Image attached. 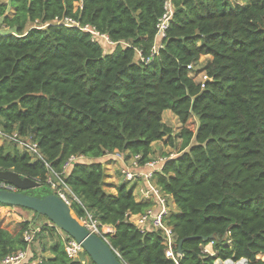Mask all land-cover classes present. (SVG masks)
<instances>
[{
    "label": "trees",
    "instance_id": "trees-1",
    "mask_svg": "<svg viewBox=\"0 0 264 264\" xmlns=\"http://www.w3.org/2000/svg\"><path fill=\"white\" fill-rule=\"evenodd\" d=\"M75 1H0V19L9 29L0 32L3 129L38 142L80 200L70 203L78 219L89 207L113 227L105 237L122 264H264V0L240 7L230 0H171L159 47L164 0H80L74 10ZM66 16L94 26L114 44L52 23ZM138 51L149 61H140ZM203 55L211 57L195 69ZM200 71L208 76L203 87L193 78ZM165 110L177 117L178 133L163 121ZM165 136L170 146L179 142L178 153L154 177L177 209L165 219L176 244L184 239L181 254L175 247L177 262L159 231H140L127 219L150 203L137 201L125 185L116 194L104 189L105 155L139 154L144 165L152 143ZM71 155L77 159L64 175ZM0 169L37 180L40 187L28 194L51 192L44 162L9 141L0 144ZM49 222L42 231L53 234ZM31 223L24 221L14 234L0 227V260L27 247L23 231ZM209 244L212 253L205 250ZM45 250L48 255L23 264H95L90 257L69 258L60 238Z\"/></svg>",
    "mask_w": 264,
    "mask_h": 264
},
{
    "label": "built area",
    "instance_id": "built-area-1",
    "mask_svg": "<svg viewBox=\"0 0 264 264\" xmlns=\"http://www.w3.org/2000/svg\"><path fill=\"white\" fill-rule=\"evenodd\" d=\"M80 0L76 1L78 5H80ZM77 8V7H76ZM173 14V6L171 0H164V12L162 16L158 20L157 24V33L155 37V44L158 43V47L160 46L159 38L163 37L165 34V30L169 24V20L171 19ZM52 23L62 24L65 26H73L77 27L79 30L86 31L91 35L92 40H103L106 44L111 45L114 44L108 36L104 33H100L94 26L89 24L82 25L79 21H77L73 17H62L55 18ZM158 47L155 45L152 48L151 55L157 53ZM139 60L142 62H148L150 57H143L138 51ZM189 70H193V65H188ZM198 73V72H197ZM198 75L202 76V80L199 81L201 83V87L204 86V81L208 79L207 74L204 71H200ZM0 138L5 139L15 146H21L33 159L43 161L44 164L49 169V174H52L54 180L46 179V183L51 186V190L60 197L63 201H65L68 205L72 201H77L81 203L80 200L76 197V195L70 190L67 183L64 180V177L61 173L54 171L49 163L45 160L43 154L41 153L38 142L31 137L21 136L17 130L15 129L11 132H7L0 125ZM114 158H119L124 161V164L119 168L121 175L124 176L126 181H139L143 180L146 189L144 191L145 198L149 199L153 202V205H150L145 211L141 213H130L126 214L128 221L132 222L140 231H146L148 229H152L155 231H159L163 240V244L167 248V252L169 256L177 262V258L175 256V247L177 246L175 242L174 232L172 230V226L167 224L166 217L169 214L168 203H167V194H165L159 186L154 182L155 177L154 173L159 171L167 158H171L170 156H161L158 159H151L147 161L144 165L139 163L140 155H127L122 151L114 150L112 153ZM77 159V156L71 155L63 164V170L71 165L73 161ZM127 160V161H126ZM146 167V168H141ZM64 172V171H63ZM35 180V179H34ZM37 181V180H36ZM49 181V183H48ZM57 183V184H56ZM0 189H6L11 191H17V187L8 183L5 180L0 179ZM83 219V225L87 227L91 232L103 237L106 239L105 234H111L113 231V227L109 225L101 224L97 218H95L89 212H86V216ZM54 225V224H53ZM55 226V225H54ZM56 227V226H55ZM57 228V227H56ZM58 229V228H57ZM34 233V229L31 227L25 229L23 231V239L27 243V247L22 250H17L5 256L0 260V264H23L29 258L30 252V244L33 242V236L31 233ZM62 232V231H61ZM60 232L61 240L63 242L64 250L67 256L71 259H79L83 254V247L81 244L70 236H63ZM117 253V252H116ZM118 254V253H117ZM179 254V253H178ZM228 263L226 264H246V260H231L227 259ZM227 262L226 260H224ZM225 264V263H223Z\"/></svg>",
    "mask_w": 264,
    "mask_h": 264
},
{
    "label": "water",
    "instance_id": "water-1",
    "mask_svg": "<svg viewBox=\"0 0 264 264\" xmlns=\"http://www.w3.org/2000/svg\"><path fill=\"white\" fill-rule=\"evenodd\" d=\"M0 179L17 187V191L0 189V204L27 208L36 212L37 215L45 216L55 226L81 244L84 250L80 258L82 261L84 253H86L95 264H122L110 243L87 229L75 216L70 205L54 192H49L41 197L26 193L27 190L39 187L40 183L11 169H0ZM213 237L210 235L204 237V240L207 241ZM183 240L181 239L177 244L179 254H181Z\"/></svg>",
    "mask_w": 264,
    "mask_h": 264
},
{
    "label": "rangeland",
    "instance_id": "rangeland-1",
    "mask_svg": "<svg viewBox=\"0 0 264 264\" xmlns=\"http://www.w3.org/2000/svg\"><path fill=\"white\" fill-rule=\"evenodd\" d=\"M0 1H4L5 2L6 0H0ZM230 1H231V3L234 6H238V7L244 5L245 2H246V0H230ZM78 6L79 5L75 1L74 2V10ZM7 31H9V29L6 28L3 25V23H2V21L0 19V32H7ZM159 40H160V38H159ZM198 62L199 63L197 64V67L195 66V69H198V68L202 67L206 63V58L204 56H201L200 59L198 60ZM198 73H194L193 74V78H194L195 81L202 80V76L201 75L199 76ZM162 118H163V121L166 123V125L171 127V129L173 130L174 134L178 133V130H179V127H180V123H179L177 117L174 114H172L169 110H165L163 112ZM0 125H1V123H0ZM1 127H2V125H1ZM15 131H16V129H15ZM6 142H7V140L0 138V144L1 143L5 144ZM155 142H158V143H155L154 146H153L155 148L154 149L153 159H155V158L158 159L161 156H170V154H173L174 152L178 153L177 150H178V147H179V142H177V146L176 147L170 146L168 144L169 143L168 136H165V137H163L162 140L155 141ZM16 147L19 150H24L19 145L16 146ZM31 160H35V159H33L31 157ZM68 168L69 167L64 169V172H63L64 175H65V172H66V170ZM104 171H105V164H104ZM48 176H49L48 179L51 178V180L55 181V179L52 177L53 176L52 174H49ZM118 177H119L118 180L120 181L121 185H125L128 190L132 191V184H133L134 181H126L124 179V176L121 175V173L119 171H118ZM138 182L139 181H136V183H138ZM154 182H156V181L154 180ZM48 183H49V181H48ZM46 185H48V184H46ZM39 187H36V188L38 189ZM36 188H34V189H36ZM48 188L51 189V186L48 185ZM50 191L53 192V190H50ZM34 193L38 194L37 191L34 192ZM87 209H88L90 214L94 215V213H95L94 209H90L89 207ZM34 218H35L34 214L31 211H28V210H25V209H22V208H19V207H16V206L0 205V227L1 228H5V229H7L8 231H10L11 233L14 234L23 226V222L24 221H32L33 222V223L30 224V227L32 229H34V233L33 232L31 233V235L33 236V242H32L33 244L31 246L30 252H29V257H31L30 259H33V258L36 259V258L41 257L42 255H48L49 253L45 249H47V247L52 242H54L56 239L60 238V240H61L60 232L62 231L57 226L56 227L58 229L55 228L56 230H54L53 234L50 233V231L48 229H45L44 231H42V227H43L44 223H47V226H50L49 220L46 219V218H39V219H34ZM79 221L81 223H83V219H79ZM39 232H40V236L37 237V234ZM113 232H114V229H113L112 233ZM61 234L63 236H65V237L67 236V234L64 231H62ZM217 260H219L220 262L217 261ZM217 260L214 261V264H223V263L226 264V263H228V260H226L227 262L221 261L220 259H217ZM88 261H89L88 256L84 255L83 262H88Z\"/></svg>",
    "mask_w": 264,
    "mask_h": 264
},
{
    "label": "crops",
    "instance_id": "crops-1",
    "mask_svg": "<svg viewBox=\"0 0 264 264\" xmlns=\"http://www.w3.org/2000/svg\"><path fill=\"white\" fill-rule=\"evenodd\" d=\"M206 60L210 59V55H203ZM197 67V66H196ZM158 142H153L152 143V152L150 154V160L153 159L154 156V144ZM126 154V152H123ZM177 153L174 152L172 157H174ZM127 155V154H126ZM156 159V158H155ZM103 163L105 164V184H104V189L108 194H116V189L121 186L120 181L118 180V171L119 168L124 164V161L119 158H114L113 154L110 153L108 155H105V157L102 158ZM127 161V160H126ZM141 168H146V167H141ZM120 172V171H119ZM117 175V176H116ZM106 185V186H105ZM146 189V185L143 180H139L138 183L133 182L132 184V193L137 201H144L150 203V205H153V202H151L149 199L145 198L144 191ZM167 203H168V209L171 210L172 212H177V209L175 207L174 202L170 197H167ZM205 250L212 253L211 250V245H207L205 247ZM219 261V260H217ZM220 262V261H219Z\"/></svg>",
    "mask_w": 264,
    "mask_h": 264
}]
</instances>
